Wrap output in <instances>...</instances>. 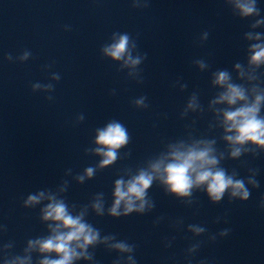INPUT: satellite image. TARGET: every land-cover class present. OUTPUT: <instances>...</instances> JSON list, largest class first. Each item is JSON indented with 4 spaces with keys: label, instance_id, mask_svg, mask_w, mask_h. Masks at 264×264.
<instances>
[{
    "label": "clouds",
    "instance_id": "9594fccd",
    "mask_svg": "<svg viewBox=\"0 0 264 264\" xmlns=\"http://www.w3.org/2000/svg\"><path fill=\"white\" fill-rule=\"evenodd\" d=\"M232 14L241 20L251 19L249 30L243 34L247 42L246 63L236 62L234 68L237 71L235 79L228 69H217L211 73V84L220 89L211 105L223 104L226 107L215 109L218 126L223 129L221 139L227 142L228 158L239 160L250 153L257 156L264 152V87L261 86V76L264 73V31H255L264 27V16L258 7L257 0H225ZM147 0H134L133 7H147ZM208 32L202 33V40L208 39ZM114 42L105 45L102 52L113 61H123L121 67L137 69L147 58V53L133 56L132 50L137 48V43L128 33L112 34ZM118 37V38H116ZM29 53L24 54V59ZM201 69L209 65L203 59L195 61ZM139 76V73H136ZM131 75V73H130ZM54 80L59 81L58 73H53ZM236 81H240L237 83ZM143 82L139 76V83ZM43 87L44 90L54 91V85L39 83L33 84L32 89ZM186 87V85H185ZM113 94H115L113 92ZM52 100V96L47 97ZM147 97L140 96L132 101L138 109L148 108ZM195 95L188 102V108L198 107ZM79 121L84 120V115L78 116ZM131 141L127 127L119 120H109L102 128L95 129L94 144L97 145L91 151L102 157L98 165L88 166L82 174L76 176V180L83 184L86 179L93 178L97 168L105 169L113 166L121 159L120 149L125 148ZM215 138H199L191 142L180 140L167 145V151L160 152L157 156L146 161V166L132 169H124L123 174L114 181L112 203L107 208V215L114 219L127 217L131 214L144 215L155 208V202L149 196V189L154 182L163 186L166 194L184 202L189 198L188 204L194 203V190H203L212 204H219L227 195L228 200H249L251 189L260 187L256 179L258 169H249L252 174L245 178H238L239 172L233 169L229 172L221 167V161L225 158L224 152H219L215 145ZM126 153L125 155H129ZM125 176L128 178L125 179ZM249 185L251 187H249ZM67 191L66 182L58 191L41 189L29 193L23 199L22 206L26 209H35L39 206V221L45 225L46 235L29 238L22 254L11 252L14 244L5 243L0 246V259L3 264H34L33 256L37 257L35 264H76L77 261H87L96 264L94 252L99 245H105V249L116 252L117 258L113 264H137L135 258L136 245L127 240H119L114 234L101 235L100 229L88 221V208L91 207L96 216L105 215L104 193H96L91 204H69L66 197L61 195ZM259 208L264 210V195L259 201ZM162 217H158L155 223H159ZM220 217L216 218L219 223ZM227 221L225 220V223ZM183 223L175 221V226ZM0 231H7L6 226L0 225ZM187 231L193 237H200L207 233V228L200 224H189ZM229 228H224L216 234L209 235L210 241H215L217 236L227 237ZM168 241L165 247H170ZM200 247V242L192 244L187 249V256L192 257ZM126 254V255H125ZM191 264V259L188 260ZM199 264H206L200 261Z\"/></svg>",
    "mask_w": 264,
    "mask_h": 264
}]
</instances>
